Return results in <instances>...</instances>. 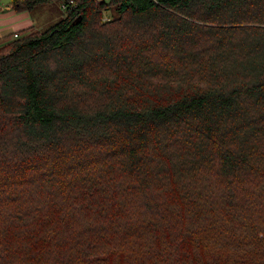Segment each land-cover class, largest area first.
<instances>
[{
	"label": "trees",
	"instance_id": "16d2710c",
	"mask_svg": "<svg viewBox=\"0 0 264 264\" xmlns=\"http://www.w3.org/2000/svg\"><path fill=\"white\" fill-rule=\"evenodd\" d=\"M55 1L0 46V264H264V0Z\"/></svg>",
	"mask_w": 264,
	"mask_h": 264
},
{
	"label": "crops",
	"instance_id": "0c3cea01",
	"mask_svg": "<svg viewBox=\"0 0 264 264\" xmlns=\"http://www.w3.org/2000/svg\"><path fill=\"white\" fill-rule=\"evenodd\" d=\"M12 0H0V46L8 42L18 32L30 28H42L44 24L29 11L18 12L12 5Z\"/></svg>",
	"mask_w": 264,
	"mask_h": 264
},
{
	"label": "rangeland",
	"instance_id": "374dc122",
	"mask_svg": "<svg viewBox=\"0 0 264 264\" xmlns=\"http://www.w3.org/2000/svg\"><path fill=\"white\" fill-rule=\"evenodd\" d=\"M33 13H34V17L40 22V24H44L42 26V28H46V27L50 26L52 23H55L57 20L63 18V16H64L63 7H62V4L60 1H55V2H52L50 4L40 6V7L36 8V10ZM235 203H238V201H235ZM230 218L234 220V218L232 216H230ZM84 238L86 240H84L82 242V244H79V242H78V244L83 246V247L89 246V245L94 244V243H99V241L108 243L107 240L101 239L99 237V235L94 240V242H90L91 237H84ZM110 247H111V245L109 246V248ZM131 247L132 246H130V248ZM106 251H108V250H106ZM137 258L139 260H144V258L142 256H137ZM214 258L215 257L212 256L211 258H209V260L212 261Z\"/></svg>",
	"mask_w": 264,
	"mask_h": 264
}]
</instances>
